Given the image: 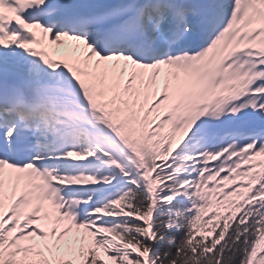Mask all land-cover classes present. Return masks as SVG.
I'll use <instances>...</instances> for the list:
<instances>
[{
  "label": "snow or ice",
  "instance_id": "1",
  "mask_svg": "<svg viewBox=\"0 0 264 264\" xmlns=\"http://www.w3.org/2000/svg\"><path fill=\"white\" fill-rule=\"evenodd\" d=\"M0 264H264V0H0Z\"/></svg>",
  "mask_w": 264,
  "mask_h": 264
}]
</instances>
